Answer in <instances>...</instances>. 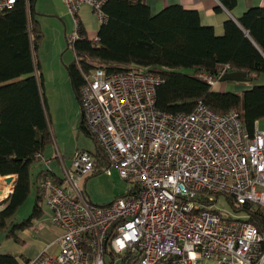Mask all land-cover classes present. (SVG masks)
<instances>
[{
  "label": "built area",
  "instance_id": "obj_1",
  "mask_svg": "<svg viewBox=\"0 0 264 264\" xmlns=\"http://www.w3.org/2000/svg\"><path fill=\"white\" fill-rule=\"evenodd\" d=\"M17 1L0 0V12ZM61 1L75 26L69 44L86 38L79 18L85 4L100 25L107 21L108 0ZM227 71L198 76L214 87ZM84 80L82 120L110 163L104 171L115 168L135 184L109 204L92 203L84 182L97 159L75 152L61 176L38 182L62 229L59 251L20 264H108L107 255L110 264H264V233L233 207L264 214V118L250 129L238 112L217 113L202 102L190 113L162 111V79L142 68L95 67Z\"/></svg>",
  "mask_w": 264,
  "mask_h": 264
},
{
  "label": "trees",
  "instance_id": "obj_2",
  "mask_svg": "<svg viewBox=\"0 0 264 264\" xmlns=\"http://www.w3.org/2000/svg\"><path fill=\"white\" fill-rule=\"evenodd\" d=\"M220 1L228 10L237 2ZM104 12L107 21L99 27L98 40L88 38L82 26L86 38L68 43L76 60L66 68L79 102L84 74L91 69L142 68L162 79L156 100L162 111L190 113L202 102L217 113L238 112L250 129L264 118V84L241 93L218 91L198 76L201 72L214 75L225 66L246 71L250 80L264 73V6L248 8L238 21L227 19L222 35L203 25L196 10L177 4L152 14L144 0H108ZM33 13L34 0H18L0 12V176L16 175L14 191L0 201V232L13 239L18 230L44 215L39 180L48 175L56 178L47 169L35 178L32 168L42 162L52 141L35 55L43 33ZM80 128L95 142L94 175L108 169L109 161L83 120ZM32 182L37 190L35 206L27 218L16 222L14 217L27 200ZM233 207L250 214L249 221L264 233V214L259 207ZM0 264L18 263L12 255L0 253Z\"/></svg>",
  "mask_w": 264,
  "mask_h": 264
},
{
  "label": "rangeland",
  "instance_id": "obj_3",
  "mask_svg": "<svg viewBox=\"0 0 264 264\" xmlns=\"http://www.w3.org/2000/svg\"><path fill=\"white\" fill-rule=\"evenodd\" d=\"M33 14L38 21L37 26L40 32L43 33V39L38 49H36L35 55L36 61L39 63V76L41 77L47 118L52 136V141L48 144L44 156L45 159L53 158L51 167L59 172L58 150L65 157L66 162L71 163L70 158L75 152L86 149L94 153L96 146L94 140L80 128L82 118L80 103L73 93L67 74L66 66L76 60L73 48L68 44V37L75 29L73 18L71 16L62 18L48 13L43 14L38 10V7H35ZM88 15L92 19L94 27H99V20L93 10L89 11ZM183 72L191 73L192 71L184 69ZM222 83L227 84L229 91L238 93L237 82H218L213 88L218 89V86ZM241 84H264V73L258 78ZM32 168L39 173L48 166L42 160L41 163L38 162L32 165ZM110 170V173L100 171L84 182L85 195L95 204L104 205L112 202L115 198L125 194L127 189L135 184L132 179H122L117 169L111 168ZM36 198L37 190L32 182L31 192L27 200L20 206L14 217L16 222L22 221L31 214ZM220 206L231 211L228 204H220ZM42 207L43 217H45L46 214L50 213V209L44 202ZM107 262L108 264L111 263L109 255H107Z\"/></svg>",
  "mask_w": 264,
  "mask_h": 264
},
{
  "label": "crops",
  "instance_id": "obj_4",
  "mask_svg": "<svg viewBox=\"0 0 264 264\" xmlns=\"http://www.w3.org/2000/svg\"><path fill=\"white\" fill-rule=\"evenodd\" d=\"M144 3L148 5L152 14H157L167 6L175 4L181 5L185 9L196 10L200 15L201 23L203 25L212 26L214 28L215 34L217 35H222L224 33V22L227 19L232 18L238 21V19L248 8L253 6H264V0H237L236 5L232 10H228L220 0H144ZM35 7H38V10L43 14L48 13L49 15H57L62 18L71 16L68 13L65 4L61 0H34V10ZM91 10V7L88 4H85L81 10L79 18L81 20L82 26L86 30L87 37L90 39H96L100 26L94 27V25L92 24V19L88 15L89 11ZM37 75H39V72H37ZM237 83L238 84L236 85V87L239 88L238 93H241L242 91L247 90L253 86L251 84H241V82ZM215 90L226 91L229 90V87L226 83H222L220 86H218V89ZM80 108L82 117L83 110L81 103ZM58 153L63 161L62 163L61 159L57 157L60 161V171H55L51 167L53 158H48L51 162L48 165V168H45L52 169V174H54L56 177L62 175V165H65L66 167L70 166V162H66L65 157L61 154L60 150H58ZM44 154L45 153H43V157L45 158ZM33 173L36 178L38 174L37 171L33 169ZM9 176H12L13 180L8 184L6 183L5 178ZM9 176H0V194H2L8 187L11 188V192H9L8 195H10V193L14 191L16 175ZM5 198L0 199V201ZM88 199L89 201H91L89 197ZM2 207L3 205H0V208ZM61 234L62 229L52 222V220L50 219V213H48L42 219L34 221L31 226L26 227L25 229L18 230L17 234L15 235L17 239L9 238L4 232H0V253L12 255L16 259L18 264L36 257L40 252L44 250L56 254L59 251L57 239Z\"/></svg>",
  "mask_w": 264,
  "mask_h": 264
},
{
  "label": "water",
  "instance_id": "obj_5",
  "mask_svg": "<svg viewBox=\"0 0 264 264\" xmlns=\"http://www.w3.org/2000/svg\"><path fill=\"white\" fill-rule=\"evenodd\" d=\"M248 73L246 71H227L222 77H220V82H248ZM13 180L12 176L6 177V183H11ZM1 192V191H0Z\"/></svg>",
  "mask_w": 264,
  "mask_h": 264
},
{
  "label": "bare ground",
  "instance_id": "obj_6",
  "mask_svg": "<svg viewBox=\"0 0 264 264\" xmlns=\"http://www.w3.org/2000/svg\"><path fill=\"white\" fill-rule=\"evenodd\" d=\"M96 39H97V37H96ZM92 40H95V39H92ZM9 192H11V188H6V190L2 193V194H0V198H5L6 196H8V193Z\"/></svg>",
  "mask_w": 264,
  "mask_h": 264
}]
</instances>
